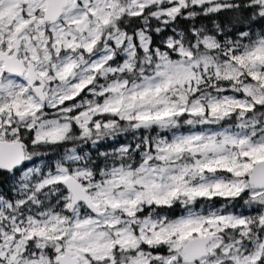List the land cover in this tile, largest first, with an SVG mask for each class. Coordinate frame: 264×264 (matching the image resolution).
I'll list each match as a JSON object with an SVG mask.
<instances>
[{
	"label": "snow or ice",
	"instance_id": "snow-or-ice-1",
	"mask_svg": "<svg viewBox=\"0 0 264 264\" xmlns=\"http://www.w3.org/2000/svg\"><path fill=\"white\" fill-rule=\"evenodd\" d=\"M0 264H264V0H0Z\"/></svg>",
	"mask_w": 264,
	"mask_h": 264
}]
</instances>
